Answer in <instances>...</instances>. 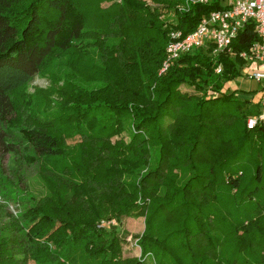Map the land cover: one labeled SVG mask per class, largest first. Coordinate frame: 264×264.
<instances>
[{"label": "trees", "instance_id": "obj_1", "mask_svg": "<svg viewBox=\"0 0 264 264\" xmlns=\"http://www.w3.org/2000/svg\"><path fill=\"white\" fill-rule=\"evenodd\" d=\"M147 1L0 0V155L42 189L0 206V264H264V124L246 128L249 97L206 95L259 38L247 23L232 58L195 51L158 74L169 33L225 7ZM35 76L48 87L28 93ZM138 218L125 258L127 234L98 225Z\"/></svg>", "mask_w": 264, "mask_h": 264}, {"label": "built area", "instance_id": "obj_2", "mask_svg": "<svg viewBox=\"0 0 264 264\" xmlns=\"http://www.w3.org/2000/svg\"><path fill=\"white\" fill-rule=\"evenodd\" d=\"M208 3L210 0H185L177 9L184 10L191 5ZM220 5L225 9L201 16L192 32L185 35L179 31L169 33L158 74L164 73L179 57L191 55L195 51L203 52L208 58H215L219 54L232 58L234 55L230 47L232 40L245 24L251 23L259 42L253 43L247 51L240 52L238 57L245 62L241 70L249 71L245 78L259 85L255 102L258 113L246 120V128L252 129L257 124H264V0H220ZM250 65L253 67L247 69ZM220 72L221 67L218 65L214 73ZM224 91H227V88L221 89L218 94L207 91L206 95L216 97ZM108 225L115 224L100 221L98 227L106 229L110 227Z\"/></svg>", "mask_w": 264, "mask_h": 264}, {"label": "rangeland", "instance_id": "obj_3", "mask_svg": "<svg viewBox=\"0 0 264 264\" xmlns=\"http://www.w3.org/2000/svg\"><path fill=\"white\" fill-rule=\"evenodd\" d=\"M148 3L147 0H142ZM149 4V3H148ZM253 65H250L247 69H251ZM249 74L248 70L242 69L232 83H228L223 88H227L230 91L235 90V96L237 98H250L254 97L255 92L252 90V81L245 78ZM48 81L45 78L34 77L31 82H29L27 87V92L32 93L34 88L45 89L48 87ZM75 140L69 141L67 144L72 145ZM0 168L2 170V177L0 180V206L4 207L5 211L15 215L19 210L16 205V197L12 194L13 189L27 190L26 192L30 195L37 197L38 193H41L42 189L40 185L35 180V171L31 167H25L19 163V159L10 154L0 155ZM22 177H21V176ZM20 179V181H18ZM2 182L4 184H2ZM26 185V187H25ZM3 219V218H2ZM5 219L2 221L4 222ZM143 220L138 219H126L123 221L122 225L119 226L114 219L101 220L102 223H110L115 225H108L110 227L106 230H123L127 234L125 241L126 244L123 246L122 256L125 258H137L140 256V250L135 245V241L131 240L130 236H135L143 231ZM31 264V263H29Z\"/></svg>", "mask_w": 264, "mask_h": 264}, {"label": "crops", "instance_id": "obj_4", "mask_svg": "<svg viewBox=\"0 0 264 264\" xmlns=\"http://www.w3.org/2000/svg\"><path fill=\"white\" fill-rule=\"evenodd\" d=\"M228 85H226V86H228ZM258 87H259V85L257 83H255V82L252 83V89H250V90L255 92V94H254V97L251 96L249 99H250L251 104H253V105H255V102H256V99H257V93L256 92H257ZM227 91H229V90L227 89Z\"/></svg>", "mask_w": 264, "mask_h": 264}]
</instances>
